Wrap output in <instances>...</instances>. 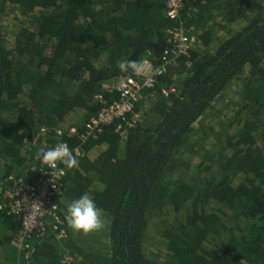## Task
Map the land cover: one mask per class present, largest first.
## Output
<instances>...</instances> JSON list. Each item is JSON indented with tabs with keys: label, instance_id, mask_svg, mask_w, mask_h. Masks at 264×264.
Segmentation results:
<instances>
[{
	"label": "trees",
	"instance_id": "1",
	"mask_svg": "<svg viewBox=\"0 0 264 264\" xmlns=\"http://www.w3.org/2000/svg\"><path fill=\"white\" fill-rule=\"evenodd\" d=\"M180 19L165 0H0V184L38 181L41 148L83 151L61 180L67 235H35L26 259L6 204L0 264H63L65 253L68 264H264V0H185ZM181 24L196 39L141 89L135 124L83 137L116 83L136 77L117 62L159 67ZM85 192L104 221L89 234L65 219Z\"/></svg>",
	"mask_w": 264,
	"mask_h": 264
},
{
	"label": "built area",
	"instance_id": "2",
	"mask_svg": "<svg viewBox=\"0 0 264 264\" xmlns=\"http://www.w3.org/2000/svg\"><path fill=\"white\" fill-rule=\"evenodd\" d=\"M165 1L168 17L173 20H181L180 13L184 8L185 0ZM192 31V27L186 29L182 24L170 27L168 29L169 46L162 55L164 63L155 68L151 61L144 59L146 71L142 75L145 79L143 84L136 77L123 78L116 87L120 91L119 98L108 104H106V100L103 101L105 105H103L98 115L85 124L87 133L83 137L89 136L95 131H100L103 125L110 124L116 119L122 118L126 125L133 126L139 114H134L130 119L127 118V115L132 113L135 102L141 97V89L144 86H152L155 83L156 76L167 71V64L175 65L180 56L188 54L190 46L193 45L196 39L191 34ZM117 131L123 133V124L117 126ZM77 132L76 127H71L67 130V135H74ZM57 133L61 135L63 130L57 129ZM57 144L48 148L55 147ZM74 149L75 152H78V155H83V151L79 146ZM66 171L63 165H58L56 169H49L47 166L42 165L40 179L28 186V189L24 188L23 179L14 175L7 177L8 184L6 186L0 184V208L7 204L9 212L18 214L22 219V229L13 240V243L24 252L26 259H30L35 250L34 245L31 243V239L35 235H44L48 228L54 230L58 238L67 235L64 227V215L62 214L63 204L60 201L61 180L66 175ZM73 260L74 257L66 253L62 258V263L68 264Z\"/></svg>",
	"mask_w": 264,
	"mask_h": 264
},
{
	"label": "clouds",
	"instance_id": "3",
	"mask_svg": "<svg viewBox=\"0 0 264 264\" xmlns=\"http://www.w3.org/2000/svg\"><path fill=\"white\" fill-rule=\"evenodd\" d=\"M117 67L121 72L131 71L133 75L140 77L146 71V62L139 60L118 61ZM41 131H44V129H41ZM74 151L70 149L66 142H60L52 148H41V164L49 169H56L58 165H63L67 169H78V152L74 154ZM65 219L70 228L84 234L100 231L104 227L102 210L97 207L89 192L83 193L79 198L68 204Z\"/></svg>",
	"mask_w": 264,
	"mask_h": 264
},
{
	"label": "rangeland",
	"instance_id": "4",
	"mask_svg": "<svg viewBox=\"0 0 264 264\" xmlns=\"http://www.w3.org/2000/svg\"><path fill=\"white\" fill-rule=\"evenodd\" d=\"M117 85H119V83H116V86ZM238 86L237 85H233L228 91H227V93L225 94V96L224 97H226L225 99H227L226 101H225V99L218 105V107H224L225 106V104H226V102L229 100V99H231V98H234L235 96H236V94H235V88H237ZM225 101V102H224ZM218 107H217V109H218ZM216 110V109H215ZM215 110H214V112H215ZM207 122L209 123V124H212V122L209 120V119H207ZM200 125L202 126L201 128L202 129H204L203 127V123H201L200 122ZM212 126V125H211ZM153 229V228H152ZM151 234L154 236V237H156L155 236V234H154V232H151ZM157 238V237H156ZM153 243V242H152ZM66 254V253H65Z\"/></svg>",
	"mask_w": 264,
	"mask_h": 264
}]
</instances>
